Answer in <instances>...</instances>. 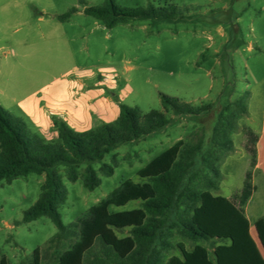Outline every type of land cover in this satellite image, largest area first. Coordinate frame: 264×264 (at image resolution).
<instances>
[{
    "label": "rangeland",
    "instance_id": "obj_1",
    "mask_svg": "<svg viewBox=\"0 0 264 264\" xmlns=\"http://www.w3.org/2000/svg\"><path fill=\"white\" fill-rule=\"evenodd\" d=\"M115 1L127 8L173 5L178 15L129 19L108 29L84 13L105 0H0V106L31 132L59 142L55 123L60 119L76 132L97 129L116 122L122 104L169 119L162 129L120 144L103 160L80 164L76 182L59 164L55 169L68 193L60 209L63 223L79 221L124 181L142 183L139 172L180 142L201 144L189 174L202 179V156L212 147L218 114L238 100L248 113L237 121L234 151L222 155L220 188L213 193L264 216V0ZM73 8L78 11L58 19ZM161 94L210 109L178 114L163 107ZM105 164L114 168L112 176L102 170ZM90 166L101 179L94 190L83 185ZM44 183L45 175L34 173L0 183V264L4 258L11 264H35L36 258L38 264H53L76 244L75 237L55 241L58 228L49 217L23 222ZM139 207L134 201L111 209ZM177 221L174 209L166 231L173 244L210 248L183 238Z\"/></svg>",
    "mask_w": 264,
    "mask_h": 264
},
{
    "label": "trees",
    "instance_id": "obj_2",
    "mask_svg": "<svg viewBox=\"0 0 264 264\" xmlns=\"http://www.w3.org/2000/svg\"><path fill=\"white\" fill-rule=\"evenodd\" d=\"M77 11L73 8L58 19L64 21ZM84 13L112 29L129 19H174L178 9L173 5L156 7L154 4L127 8L115 0H105L103 6L86 7ZM161 101L164 108L178 114L199 115L210 109V106L194 107L165 94H161ZM120 108L116 122L84 132H76L60 119L55 123L60 141L48 143L31 132L25 121L13 118L0 106V183H12L17 177L32 173L45 175L40 198L25 211L23 222L46 216L58 228L55 241L76 238V244L53 264H247L258 251L251 222L229 198L213 193L220 188L222 155L234 151L232 135L237 130V121L248 113L243 100L227 105L218 114L212 147L202 156L205 168L202 179L197 181L198 173L189 174L201 144L180 142L139 172L142 183L124 181L79 221L63 223L60 209L67 203L68 193L55 169L59 164L67 166L69 179L76 182L77 169L83 162L101 161L120 144L150 135L169 123L159 111L143 114L140 109L124 104ZM102 170L108 176L114 173V168L107 164ZM100 184L96 170L87 167L84 187L94 190ZM134 201L140 202L139 208L111 209ZM174 209L178 216L174 225L183 238L193 243H207L212 252L203 244L189 250L168 239L166 231ZM124 230L130 235L119 237L118 233ZM1 264L11 263L4 258ZM35 264H38L37 258Z\"/></svg>",
    "mask_w": 264,
    "mask_h": 264
},
{
    "label": "crops",
    "instance_id": "obj_3",
    "mask_svg": "<svg viewBox=\"0 0 264 264\" xmlns=\"http://www.w3.org/2000/svg\"><path fill=\"white\" fill-rule=\"evenodd\" d=\"M229 199L249 218L251 222V233L258 245L257 253L247 264H264V253H261V245L264 244V216L257 218L254 213H248L245 207L235 202L233 198L230 197Z\"/></svg>",
    "mask_w": 264,
    "mask_h": 264
}]
</instances>
